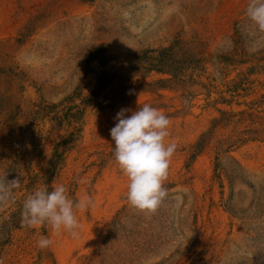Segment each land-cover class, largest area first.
Returning <instances> with one entry per match:
<instances>
[{"label":"rangeland","instance_id":"1","mask_svg":"<svg viewBox=\"0 0 264 264\" xmlns=\"http://www.w3.org/2000/svg\"><path fill=\"white\" fill-rule=\"evenodd\" d=\"M248 2L0 0V51L22 74L12 86L21 107L18 124L0 116V174L21 179L14 201L0 210L3 264H264V32L247 18ZM175 38L204 52L196 82L134 88L125 103L85 107L77 122L63 118L64 100L88 94L100 69L120 71L133 54ZM100 45L108 58L104 67L88 60ZM251 66L249 94L219 100L218 91L224 94L227 83ZM163 77L139 72L130 81ZM78 98L70 104L78 105ZM144 104L170 119V140L177 143L167 196L154 214L128 203V181L115 163L110 136L121 108L136 111ZM243 110L212 128L221 111ZM64 138L68 148L51 169L53 148ZM56 184L74 200L87 195L95 201L77 213L78 239L21 224L26 197ZM41 236L52 239L49 248L37 246Z\"/></svg>","mask_w":264,"mask_h":264},{"label":"clouds","instance_id":"2","mask_svg":"<svg viewBox=\"0 0 264 264\" xmlns=\"http://www.w3.org/2000/svg\"><path fill=\"white\" fill-rule=\"evenodd\" d=\"M246 16L264 32V0H249ZM131 112L130 116L126 113ZM110 129L114 142L113 156L119 170L127 178L128 203L146 214H154L167 196L165 182L177 143L170 140V119L159 109L144 104L136 111L121 108ZM20 177L8 179V172L0 174V210L14 201L13 192L20 187ZM95 207L91 196L74 200L64 184L37 188L23 202L21 224L26 229L50 227L56 235L67 233L78 239L81 224L77 213ZM50 237L41 236L37 246L43 250L52 245ZM3 264V261H0Z\"/></svg>","mask_w":264,"mask_h":264},{"label":"trees","instance_id":"3","mask_svg":"<svg viewBox=\"0 0 264 264\" xmlns=\"http://www.w3.org/2000/svg\"><path fill=\"white\" fill-rule=\"evenodd\" d=\"M106 50L102 45L93 49L89 55L88 60L99 61L100 65L104 67L108 60L105 55ZM199 44L191 46L188 41L180 38H175L168 45L161 46L155 49H146L135 53L128 61V65L120 71H109L102 68L95 74L96 81L92 90L78 98L81 94L74 92L62 104L61 109L64 112L63 118L69 122H77L81 116L82 110L85 107L94 108H111L116 105L128 101L134 91V88L144 89L145 87H181L187 84L196 82L193 78L195 73H199L203 69L204 56ZM254 68L249 69L240 74L236 80L229 81L226 85V91H218L217 98L223 102L236 101L238 97H245L249 94L252 86V79L249 77V71L252 72ZM154 71L165 75L153 82L131 83V78L139 75V72L149 73ZM250 72V73H251ZM22 74L17 65H14L8 59V55L0 51V116L5 117V122L15 127L18 124L17 118L20 117L21 107L15 104V97L12 94L13 83L21 79ZM78 98V105H71L72 99ZM249 105L253 101L247 102ZM45 106V105H44ZM82 107V108H81ZM248 108H251L250 106ZM246 113L245 110L239 112L221 111V116L215 118L212 122V128L223 120L228 121L226 116H234L237 114ZM250 114V113H249ZM206 133H203L194 144L195 152L200 151L202 143L205 139ZM69 138H64L57 142L53 148V153L49 161V167L54 169L55 165L62 157V151L68 148ZM196 264H206L202 261H197Z\"/></svg>","mask_w":264,"mask_h":264}]
</instances>
